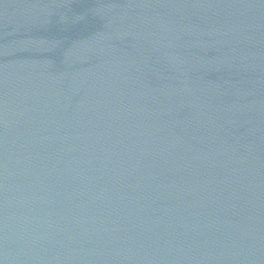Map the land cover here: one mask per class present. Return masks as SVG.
<instances>
[{
  "label": "water",
  "instance_id": "water-1",
  "mask_svg": "<svg viewBox=\"0 0 264 264\" xmlns=\"http://www.w3.org/2000/svg\"><path fill=\"white\" fill-rule=\"evenodd\" d=\"M0 264H264V0H0Z\"/></svg>",
  "mask_w": 264,
  "mask_h": 264
}]
</instances>
